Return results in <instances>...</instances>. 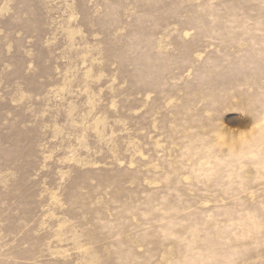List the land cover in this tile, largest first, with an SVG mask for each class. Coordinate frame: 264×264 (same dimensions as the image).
<instances>
[{"label":"rangeland","instance_id":"1","mask_svg":"<svg viewBox=\"0 0 264 264\" xmlns=\"http://www.w3.org/2000/svg\"><path fill=\"white\" fill-rule=\"evenodd\" d=\"M0 264H264V0H0Z\"/></svg>","mask_w":264,"mask_h":264}]
</instances>
